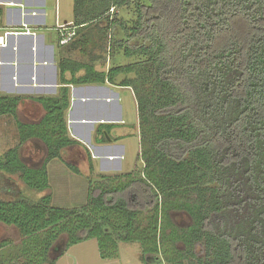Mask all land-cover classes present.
I'll return each mask as SVG.
<instances>
[{"label": "trees", "instance_id": "obj_1", "mask_svg": "<svg viewBox=\"0 0 264 264\" xmlns=\"http://www.w3.org/2000/svg\"><path fill=\"white\" fill-rule=\"evenodd\" d=\"M116 8H133L136 18L129 21ZM74 13L77 34L62 47L86 53L94 40L87 30L99 24V39L109 38L108 56L59 58L58 96L33 98L47 112L37 124L19 120L24 96L0 93V117H11L20 137L0 154V192L14 195L3 179L16 167L28 188L43 192L47 162L81 145L67 125L71 85L110 82L133 90L142 171L124 173L129 179L113 187L96 185L114 176L99 174L82 208L53 206L49 195L0 200V222L25 237L47 232L44 260L65 233L60 242L68 245L95 239L105 259L115 258L121 243L138 242L145 264H163L159 253L168 236H162L159 202L182 199L192 208V264H264V0H75ZM3 14L0 5V19ZM117 52L137 61L112 62ZM107 61V70L97 69ZM103 129L96 130L99 142L106 141ZM32 138L49 150L41 169L29 170L18 158Z\"/></svg>", "mask_w": 264, "mask_h": 264}, {"label": "rangeland", "instance_id": "obj_2", "mask_svg": "<svg viewBox=\"0 0 264 264\" xmlns=\"http://www.w3.org/2000/svg\"><path fill=\"white\" fill-rule=\"evenodd\" d=\"M50 1L53 2L55 0ZM74 3L75 0H59L60 17L62 20H68V22L74 20ZM115 11L116 13L119 12L120 16L128 19L129 21L136 18L133 8L120 11L116 8ZM87 31L93 35L92 37L94 40L86 45V53L79 52V55H75V58H77V60L88 61L89 56L92 54H103L107 58L109 47V43L107 41L109 38L103 39L102 37L101 40L99 39V36H102V33L99 30V24H94V26ZM93 42H96V44ZM102 46L106 47V49L103 50ZM111 61H115L117 64H130L137 61V58L127 59L123 56L122 52H117L116 54L114 53ZM120 93L123 99V116L127 122L126 127L131 130L133 129L132 135L126 139V142L122 143L123 145L125 144L128 149V157L122 163V171L124 172L118 173V175L115 173L110 174L114 176L99 180L100 183H96L98 186H119L122 182L129 179L128 176L123 175L124 173L131 172L135 169L142 171L140 168L142 156L138 159L140 140L134 132L138 123L137 104L131 90L123 89ZM20 118L21 119L19 120L21 123H31L25 116H21ZM19 139L18 128L14 120L6 115L1 116L0 154H3L10 148L17 146ZM34 142H37L40 148H44L43 155L41 157H39L40 154L35 157L36 155L30 152L34 146ZM23 145H25L24 148L22 147ZM22 146L18 151V158L21 162L29 170L30 168L31 170L37 169V166L41 169L49 155V150L44 141L42 139L32 138L26 140ZM63 154L62 161L64 160L68 163L72 162L77 164L78 160H82L78 157L77 153L73 154L74 156L71 152L68 153L67 151ZM62 161L55 162L54 160L51 165L48 166L46 177L49 183V188L45 189L43 192L28 188L30 184L23 180L21 168L16 167L18 171H16L15 174L4 175L3 179V186L13 188L15 193L13 195V193L11 194L9 191L0 192V200H11L21 196L28 197L30 200H37L43 196L49 195L51 205L53 206H59L67 209L84 207L88 202L91 184L93 185V181H96L101 177L98 174L91 172L90 168L88 169V167L80 164L77 165L78 167L80 166L79 169L81 173L76 174L75 172L69 170V167L67 168ZM33 162H37L38 164L34 165ZM99 162L100 161H96L97 165H99ZM181 200L182 199L172 200V205L169 202H159L160 211H164L162 236H168V238L165 237V242L163 239V243H161L163 249H161L159 253L163 264H192L190 251L195 247V241L193 239L194 231L192 228L193 220L190 217V209L192 208L185 206L183 202L181 203ZM90 206L91 203L89 204V207ZM90 209L93 210L91 207ZM148 216L149 214H144V218ZM64 237L67 238L68 235L62 233L58 239L56 238V241H54V244L48 254L49 260H56L55 264H145L142 261L144 253L138 242L121 243L118 253L115 254V258L105 259L101 257V253L95 239L82 241L75 245H68L66 239H63L62 242L65 244H59L61 238ZM47 238V232L42 231L31 237H25L16 226L0 222V260L4 263L15 262L18 264H50V261L44 260L42 255L40 257V250L44 248ZM60 245L61 247H59ZM198 248L199 247L196 246L197 251ZM153 262L154 261L152 260L151 264H154Z\"/></svg>", "mask_w": 264, "mask_h": 264}, {"label": "crops", "instance_id": "obj_3", "mask_svg": "<svg viewBox=\"0 0 264 264\" xmlns=\"http://www.w3.org/2000/svg\"><path fill=\"white\" fill-rule=\"evenodd\" d=\"M0 5L4 8L0 19V35L17 29L35 32L10 33L6 36L8 45H0V93L24 96L25 101L19 106L18 117L21 119V116H25L31 122L28 124H37L47 112L33 98L58 96L61 86L58 60L63 56L77 59L75 55H79L80 51H69L59 44L55 27L68 22L60 17L59 0H0ZM25 24L27 28L23 27ZM96 64L99 70H107L109 67V61ZM123 89H129L134 94L130 87L117 83L71 85V104L66 118L69 134L81 145L64 148L63 153H77L82 159L77 164L88 169L92 162L94 174L124 172L122 163L128 157V149L122 143L132 135L133 129L126 127L127 122L123 116V99L120 93ZM102 124L106 141L99 142L97 139L101 136L97 135L96 130ZM139 131L138 117L134 132L140 140ZM54 160L62 161H48L47 169ZM96 161H100L99 165ZM62 162L67 168V164L78 167L72 162Z\"/></svg>", "mask_w": 264, "mask_h": 264}, {"label": "built area", "instance_id": "obj_4", "mask_svg": "<svg viewBox=\"0 0 264 264\" xmlns=\"http://www.w3.org/2000/svg\"><path fill=\"white\" fill-rule=\"evenodd\" d=\"M23 27L27 28V24H25ZM77 28L78 26L74 25L73 22H64V23L58 24L55 27V29L58 32L59 44L62 46H65L69 44L70 42H72L77 34ZM10 33H13V34L32 33L33 34L35 32H31L29 29H27L26 31L20 30V29L13 30V31H6L3 35H0V45H4V46L8 45V40L6 36L9 35Z\"/></svg>", "mask_w": 264, "mask_h": 264}, {"label": "flooded vegetation", "instance_id": "obj_5", "mask_svg": "<svg viewBox=\"0 0 264 264\" xmlns=\"http://www.w3.org/2000/svg\"><path fill=\"white\" fill-rule=\"evenodd\" d=\"M34 144V146H33V148L31 149V153H33L34 155H36L35 157H37L39 154V157H41L42 155H43V150H44V148L42 147V148H40L39 147V144L37 143V142H34L33 143ZM33 157V156H32ZM33 164L34 165H37L38 163L37 162H33ZM43 165V164H42ZM37 168H38V166H37ZM60 243H64V242H59V244ZM65 244V243H64ZM59 247H61V245L59 246ZM56 261V260H55Z\"/></svg>", "mask_w": 264, "mask_h": 264}, {"label": "water", "instance_id": "obj_6", "mask_svg": "<svg viewBox=\"0 0 264 264\" xmlns=\"http://www.w3.org/2000/svg\"><path fill=\"white\" fill-rule=\"evenodd\" d=\"M105 134H107V132H105Z\"/></svg>", "mask_w": 264, "mask_h": 264}]
</instances>
